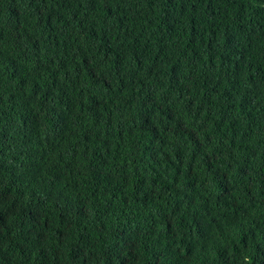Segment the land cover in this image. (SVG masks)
<instances>
[{
  "label": "trees",
  "instance_id": "16d2710c",
  "mask_svg": "<svg viewBox=\"0 0 264 264\" xmlns=\"http://www.w3.org/2000/svg\"><path fill=\"white\" fill-rule=\"evenodd\" d=\"M0 264H264V0H0Z\"/></svg>",
  "mask_w": 264,
  "mask_h": 264
},
{
  "label": "bare ground",
  "instance_id": "6f19581e",
  "mask_svg": "<svg viewBox=\"0 0 264 264\" xmlns=\"http://www.w3.org/2000/svg\"><path fill=\"white\" fill-rule=\"evenodd\" d=\"M173 153H174V151H173ZM162 154V153H161Z\"/></svg>",
  "mask_w": 264,
  "mask_h": 264
}]
</instances>
